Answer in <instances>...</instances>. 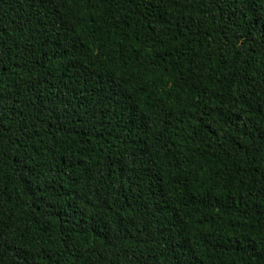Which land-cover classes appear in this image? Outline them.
<instances>
[{
    "label": "trees",
    "instance_id": "1",
    "mask_svg": "<svg viewBox=\"0 0 264 264\" xmlns=\"http://www.w3.org/2000/svg\"><path fill=\"white\" fill-rule=\"evenodd\" d=\"M0 264H264V0H0Z\"/></svg>",
    "mask_w": 264,
    "mask_h": 264
}]
</instances>
